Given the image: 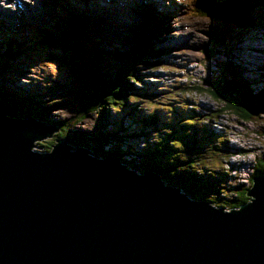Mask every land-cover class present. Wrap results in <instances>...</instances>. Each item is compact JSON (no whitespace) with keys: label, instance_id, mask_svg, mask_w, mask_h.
<instances>
[{"label":"water","instance_id":"water-1","mask_svg":"<svg viewBox=\"0 0 264 264\" xmlns=\"http://www.w3.org/2000/svg\"><path fill=\"white\" fill-rule=\"evenodd\" d=\"M220 9L209 30L247 23L234 1ZM255 91L238 97L251 116L264 114V91ZM13 113L0 103V264H264V175L253 179L250 203L225 212ZM53 137L49 151L36 150Z\"/></svg>","mask_w":264,"mask_h":264},{"label":"trees","instance_id":"trees-1","mask_svg":"<svg viewBox=\"0 0 264 264\" xmlns=\"http://www.w3.org/2000/svg\"><path fill=\"white\" fill-rule=\"evenodd\" d=\"M228 1L172 0V8L185 5L187 15L200 14L219 20L220 7ZM233 1L250 11L257 5L249 0ZM150 15L155 22L163 19L159 12H151ZM259 20L264 25V17ZM67 23L72 27L70 34L73 39L82 40L86 35L83 23L73 19ZM257 24L253 19L248 21L251 27ZM59 27L57 25L55 29L59 30ZM213 28L208 36L209 44L199 52L204 55L205 63H196L205 68L203 75L196 74L193 66L186 68L184 62L178 65L177 61H166L165 74L159 77L149 75L148 70L158 68L165 53H154L148 56L152 61H148L146 34L137 39L117 70L105 52L91 50L78 43H68L71 54H54L47 44H62L63 30L54 35L50 26L31 35L22 34L20 42L8 43L5 40L0 44L2 77L9 67L26 63V55L29 58L34 55L30 60L33 71L39 72V69L53 65L54 80L45 82L43 89L37 87L40 94L17 102L11 98L8 102L9 95H5L7 84L2 82L0 103L13 106L14 117H32L55 125L58 129L55 138L69 136L93 156L119 158L140 173L154 171L165 184L179 188L192 199H205L215 207L236 210L248 204L245 195L250 182L264 175V160L254 161L247 185L230 186L231 170L224 167L231 156L227 142L229 136L221 134L222 124L218 119L220 115L226 119L235 115L240 121L253 122L255 117L257 119L264 114L251 116L239 102V93L249 90L252 83L246 67L237 66V69L233 61L226 59L229 41L239 36L237 31L223 35L219 27ZM148 67L151 68L146 69ZM214 68L216 73L209 76ZM16 70L24 73L20 67ZM57 89L61 90L53 99L58 100L57 103H49L52 102L50 99L44 102L43 97L52 96ZM193 94L205 95L219 107L211 109ZM66 97L71 101L67 102ZM77 101L80 107L75 105ZM75 108L77 121L68 117L60 119L55 115L59 114L58 109H71L73 113ZM112 113L117 118L108 125L106 120ZM88 114L96 117L94 127L79 131L75 125ZM55 138L37 142L36 150L49 151ZM228 192L233 196L229 197Z\"/></svg>","mask_w":264,"mask_h":264},{"label":"rangeland","instance_id":"rangeland-1","mask_svg":"<svg viewBox=\"0 0 264 264\" xmlns=\"http://www.w3.org/2000/svg\"><path fill=\"white\" fill-rule=\"evenodd\" d=\"M42 0L38 1V4L36 5L37 8H40L38 10H31L29 7H26L24 10L27 12L26 14V26H29L32 24L28 20V15L32 17L34 21L40 22V24L44 23H53L54 22V16H48L47 12L41 11V8L43 6L39 5L41 4ZM159 1H157L158 3ZM36 3V2H34ZM105 1L101 0L99 2V5H104ZM160 3V2H159ZM15 5V0H0V12L5 7H10L11 9H15L13 7ZM17 10L16 13L14 11H8V15L11 18H15L17 15V11L21 10V7L16 3ZM170 5L172 3L170 2ZM159 4H157L156 7H158ZM178 12L180 13L177 17L178 13L175 14V9L170 10L169 9V18H168V24H167V31L163 33V38L171 41L173 44V41L178 44V46L173 47L170 49V54H172L173 57H169V60L172 61H179L182 62L184 58H188V63L192 62V65L195 69V73L199 75L204 74L205 68H202L196 63L201 62L205 63L204 61V55L202 53H199L201 49H203L209 44L208 42V30L210 23L215 25L216 21L210 20V18H207L206 16L197 14V15H187V11ZM36 13V14H35ZM114 13H116L114 11ZM38 16H40V20H38ZM165 17H167L165 15ZM19 17L16 18V21H19ZM63 22L65 21V17H60ZM54 25H57L56 22H54ZM17 26L19 24L17 23ZM15 28L13 24L11 26ZM16 27V29H18ZM221 33L223 35L228 34V31L230 30V26H224V24L218 25ZM264 26H261V29H257L254 31V33H251V29H244V31L239 32V36H235L236 38L232 39V47L230 49V56H226V59L234 60L235 62H238L243 65V68L246 67V69H250L248 72V78L250 81L252 80H258L256 83L253 84V88L251 86L250 90H256L257 88L260 90L264 89ZM45 28V25H43L41 28ZM71 26L69 23H61L59 30L65 31V35L62 39V45L68 47L69 42L76 43L73 39V37L70 34ZM38 29V30H39ZM53 29V34L57 35L59 30ZM22 33L26 34L24 30H21ZM34 31V30H32ZM37 31V30H36ZM113 29L111 27H107L105 32L107 35H110ZM29 32V31H28ZM27 32V33H28ZM124 36V35H123ZM81 45H85L84 43H78ZM159 44V43H158ZM256 50H255V49ZM175 49V50H173ZM260 50V51H258ZM125 53L128 54V49L124 50ZM171 55V56H172ZM165 55L162 57V61L164 60ZM219 58V57H218ZM114 65L118 66V64L114 61ZM17 67H20L16 65ZM115 66H113L115 68ZM192 67V68H193ZM7 71V73L4 74V77L0 74V83L5 81L7 84V87L10 89H16L23 93H31L35 94L37 92L36 87L37 85H43L45 82H52L54 80V74L55 69L53 68V65L45 66L43 69H39V72H34L33 68L30 70V68L27 70V72L24 70V73H19L15 69H10ZM22 68V67H21ZM40 68V67H39ZM23 69V68H22ZM157 72H160L163 74L162 70H157ZM216 73V69L214 68L209 76L214 75ZM157 76V75H154ZM5 78V80H4ZM21 82V86H16V84H19ZM254 93H257L254 91ZM21 94V93H20ZM48 99H50L52 102L49 103H57L58 100L53 101V96L47 97L44 96L43 100L44 102H47ZM202 99L206 102L211 104L213 109H216L219 107V104L211 102V100L203 95ZM209 102H208V100ZM14 110V109H13ZM59 114H56L60 119L66 118L70 116L69 120H75L77 121L76 112L69 113V115L66 113V111L59 110ZM20 112V111H19ZM53 112V111H52ZM55 112V111H54ZM221 114V113H220ZM263 115V114H262ZM109 116V115H108ZM111 116V115H110ZM109 116V117H110ZM107 117L106 121H111L113 119H116L117 117H113L112 119H109ZM230 119H226L225 116L220 115L218 122L219 124H222V129H219L221 134H227L228 137V147L231 151V156L229 157L227 161V165H224V167L230 169L231 176L230 177V186H235L236 184H244L247 185L249 183V176L250 171L253 168V163L256 159L264 160V116H260L256 119V117L253 119V122H243L240 121V119L237 118L235 115H230ZM59 119V120H60ZM67 119V118H66ZM95 115L88 114L87 118H84L83 120L79 121L75 126L78 128L79 131H87L94 127L95 124ZM256 119V120H255ZM68 120V121H69ZM45 123L44 120H41ZM243 122V123H241ZM52 126V125H51ZM54 128H57L55 125H53ZM257 130V131H255ZM260 131V132H258ZM58 132L55 131V133ZM65 137V135L63 136ZM69 137V136H68ZM139 144L141 145V141L139 139ZM240 148V149H239ZM248 180V182H247ZM247 183V184H246ZM253 185V182H250L249 188H251ZM233 189V188H232ZM230 194V192H228ZM233 195H229L231 197ZM247 197L246 202L250 203L252 200V197L249 195H245ZM225 212L231 211V209L221 208ZM234 211V210H233Z\"/></svg>","mask_w":264,"mask_h":264},{"label":"clouds","instance_id":"clouds-1","mask_svg":"<svg viewBox=\"0 0 264 264\" xmlns=\"http://www.w3.org/2000/svg\"><path fill=\"white\" fill-rule=\"evenodd\" d=\"M162 4H164V3H162ZM165 6L164 7H167L169 4H164ZM169 11V8H167V9H161V10H159V11H156V12H159L162 16H163V18H164V13L166 14L167 12ZM255 12H253V14H254ZM252 14V15H253ZM134 17V16H133ZM132 17V18H133ZM131 18V19H132ZM137 19H138V16H135V18H133V23L134 22H137ZM147 20H151L152 21V23L154 24V25H157L158 27H161L162 25H164L165 23H164V20L163 19H159L157 22H155L154 21V17L152 16V15H150V14H148L147 15V19L145 20V21H147ZM163 20V21H162ZM104 28H99V27H94L93 28V22L90 24V27H89V29H90V33L91 34H93V35H95V38L94 39H96V41H105L106 43H110L111 42V38H110V36L109 35H107L106 34V32H104L105 31V28H107V27H109V25H107V24H104V26H103ZM216 27H218V26H216ZM147 28H148V26H147ZM212 30V28L210 29V30H208L209 32H208V36H209V34H210V31ZM104 36H105V38H104ZM109 36V37H108ZM100 39V40H99ZM99 43L100 42H98L97 44H96V47H97V49L99 48ZM57 46H59V45H57ZM61 46V45H60ZM59 46V47H60ZM229 48H230V45H229ZM228 48V49H229ZM230 49L228 50V55L230 54ZM230 56V55H229ZM108 59V58H107ZM233 62H235V61H233ZM234 65H235V67H237V66H239V67H241L242 66V64H237L236 62L234 63ZM237 69H238V67H237ZM258 80H254L253 81V83H252V86H253V84L254 83H256ZM4 83H5V81H3ZM2 83V82H1ZM16 86H20V85H17L16 84ZM36 89H37V92L35 93V94H31V93H23V92H21V91H19V90H16V89H10V88H8L7 87V90H6V93H7V95H9V98H8V102H9V100H10V98L12 99V101H13V99H15L16 100V102L18 101V100H20V99H22V98H27V97H33V96H35L36 94H40L39 93V89L36 87ZM250 90V89H249ZM247 91V90H246ZM255 90H253L252 92H254ZM58 92L59 91H55V92H53V98H54V96H56V95H58ZM257 92V91H256ZM21 93V94H20ZM193 95H195L196 96V94H193ZM197 97V99H199V100H202V97H203V95H201V96H196ZM12 107V109H13V106H11ZM66 113L69 115V113H72V112H69L68 110L66 111ZM68 119H70V116L68 117Z\"/></svg>","mask_w":264,"mask_h":264},{"label":"bare ground","instance_id":"bare-ground-1","mask_svg":"<svg viewBox=\"0 0 264 264\" xmlns=\"http://www.w3.org/2000/svg\"><path fill=\"white\" fill-rule=\"evenodd\" d=\"M73 1H75V0H73ZM105 1V0H104ZM101 6V5H100ZM13 11V10H12ZM36 14V13H35ZM167 16V15H166ZM120 109V108H119Z\"/></svg>","mask_w":264,"mask_h":264}]
</instances>
